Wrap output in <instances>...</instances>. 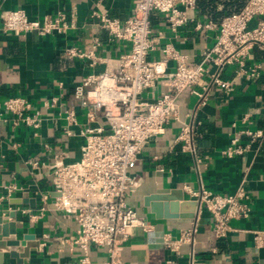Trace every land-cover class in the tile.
Masks as SVG:
<instances>
[{
  "label": "crops",
  "instance_id": "1",
  "mask_svg": "<svg viewBox=\"0 0 264 264\" xmlns=\"http://www.w3.org/2000/svg\"><path fill=\"white\" fill-rule=\"evenodd\" d=\"M133 1L0 0V20L5 11L21 8L30 18L62 12L67 19L73 17L76 24L64 35L40 36L32 32L17 36L0 30V100L9 96L25 97L43 116L41 126L31 130L12 127L10 117L1 113V183L14 180L24 186L50 190V175L44 168H31L26 161L44 160L49 165L53 156H62L64 161L79 157L86 110L75 103L73 85L89 73L116 71L121 54L129 49V42L112 38L91 13L124 20L132 13ZM221 7V4L217 5L218 10ZM220 20L211 21L195 9L187 24L174 33L159 14H151L150 34L157 38V43L147 58H161V47L170 43L186 54L189 65H196L201 51L214 43ZM207 21L211 23L210 27L195 28L197 22ZM255 23L254 18L248 26ZM95 40L97 45L93 49ZM67 46L92 51L93 58L68 57L63 51ZM253 64L260 66L259 74L253 78L236 77L235 65L223 69L222 78L231 83L229 92L206 78L204 103L191 92L192 87L186 88L178 97V119L171 120L163 133L148 139L136 154L128 170L135 186L125 200L153 228L150 232L135 229L123 244L121 258L126 264H165L168 258L175 264H264V50L257 46L251 49L247 60V65ZM173 65L171 60L167 61V70L170 71ZM195 88L200 90L199 86ZM163 89V84L158 82L145 91L143 97L152 99ZM52 96H59L61 103L74 105L77 125L72 127L71 135L66 136L63 132L65 122L58 114V108L43 104ZM103 123L105 119L98 115L90 125ZM183 123L195 126L193 151L183 150L176 140ZM258 129L262 130L259 137L252 138L245 133ZM234 137L241 146L247 144L248 147L240 154L226 156L224 151ZM185 186L222 195L232 194L240 186L247 195L245 201L249 211L246 216L231 220L230 230L221 238L215 237L209 213L204 208L198 213L196 208L193 218L155 217L147 199L163 197L160 199L162 206L164 202L178 203L182 197L193 200L184 190ZM23 194H15L10 203L25 204L12 201L22 199ZM188 228H194L192 241L183 243L178 254L171 253L164 242L168 238H178ZM20 230L34 233L42 250L31 249L21 263L4 253L0 264H53L73 258L63 240L76 230L70 215L49 205L43 217L33 224L24 223ZM256 232L258 240L255 239ZM90 256L98 263L103 252L90 246Z\"/></svg>",
  "mask_w": 264,
  "mask_h": 264
},
{
  "label": "built area",
  "instance_id": "2",
  "mask_svg": "<svg viewBox=\"0 0 264 264\" xmlns=\"http://www.w3.org/2000/svg\"><path fill=\"white\" fill-rule=\"evenodd\" d=\"M194 10L195 0H134L132 13L124 20L91 13L112 38L129 42V49L121 54L116 71L89 73L73 85L75 103L86 110L79 157L64 161L62 156H53L49 165L44 160L26 161L31 168H44L50 175V190L42 191L37 186H24L14 180L0 182V214L14 211L15 218L8 217V220L15 221L20 233L24 223L33 224L43 217L49 205L75 221V233L63 239L73 258L53 264H126L121 258L123 244L135 229L150 232L153 228L125 200L135 186L128 170L136 154L148 139L163 133L171 120L178 119V97L186 88L192 87L191 92L204 103L206 78L224 92L231 90L230 81L221 76L226 66L235 65L236 77L253 78L259 74L260 66H249L247 60L254 46L264 50V0H246L238 11L222 17L214 43L201 51L196 65H189L186 54L170 43L161 47V58L148 59L157 43V38L150 34V15L159 14L176 33L187 24ZM254 18L255 25L249 27L248 23ZM210 26L209 21L195 24L196 29ZM75 27L74 18L67 19L62 12L30 18L21 8L5 11L0 20L1 31L17 36L32 32L40 36L64 35ZM96 45L95 40L93 49ZM63 51L68 57L93 58L92 51L84 52L74 46H67ZM169 60L174 63L170 71L167 70ZM158 82L164 89L152 99L144 98L143 93ZM197 86L200 90L195 88ZM43 104L58 108V114L65 122L63 132L66 136L71 135L72 127L77 125L73 103L64 104L59 102V96H52ZM1 113L10 117L12 127L36 130L43 120L41 111L22 96L1 99L0 117ZM98 115L105 123L90 125ZM194 127L183 123L177 135L176 140L185 151H193ZM245 133L255 138L262 135V130ZM247 147V144L241 146L234 137L224 154H240ZM184 190L197 202V213L201 208L208 211L217 238L227 234L231 220L246 216L249 211L245 201L247 195L240 186L229 195L204 188L193 190L187 186ZM20 193L34 198L35 205L11 204L15 194ZM193 231L194 228L183 230L178 238H168L164 246L178 254L183 243L192 241ZM255 239H259L258 232ZM90 246L103 252L98 263L90 256ZM165 264L175 262L168 258Z\"/></svg>",
  "mask_w": 264,
  "mask_h": 264
},
{
  "label": "water",
  "instance_id": "3",
  "mask_svg": "<svg viewBox=\"0 0 264 264\" xmlns=\"http://www.w3.org/2000/svg\"><path fill=\"white\" fill-rule=\"evenodd\" d=\"M163 197H149L147 199L151 211L155 217H186L193 218L196 214L197 202L195 200L181 198L180 202H170L166 204L160 199ZM14 202L28 203L31 207L35 205L34 198H29L26 193L22 199H14ZM8 217L15 218L14 211L7 212L6 215L0 214V263L3 259V254L15 259L21 263L24 257H27L31 249L41 251L42 245L40 240L34 233L28 231L20 233L14 220H8Z\"/></svg>",
  "mask_w": 264,
  "mask_h": 264
},
{
  "label": "trees",
  "instance_id": "4",
  "mask_svg": "<svg viewBox=\"0 0 264 264\" xmlns=\"http://www.w3.org/2000/svg\"><path fill=\"white\" fill-rule=\"evenodd\" d=\"M221 4L220 10L217 5ZM243 5V0H195V9L205 18L217 22L225 15L238 11Z\"/></svg>",
  "mask_w": 264,
  "mask_h": 264
}]
</instances>
